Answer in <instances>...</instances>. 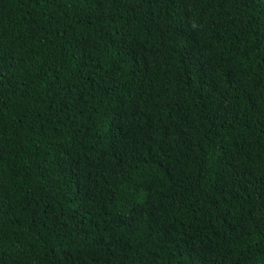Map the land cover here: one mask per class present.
Wrapping results in <instances>:
<instances>
[{"label":"trees","instance_id":"trees-1","mask_svg":"<svg viewBox=\"0 0 264 264\" xmlns=\"http://www.w3.org/2000/svg\"><path fill=\"white\" fill-rule=\"evenodd\" d=\"M0 264H264V0H0Z\"/></svg>","mask_w":264,"mask_h":264}]
</instances>
